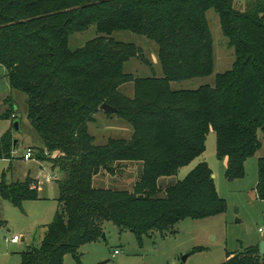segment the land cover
<instances>
[{"label": "trees", "instance_id": "1", "mask_svg": "<svg viewBox=\"0 0 264 264\" xmlns=\"http://www.w3.org/2000/svg\"><path fill=\"white\" fill-rule=\"evenodd\" d=\"M237 0H0V67L10 88L27 97V120L36 130L57 181V210L40 244L21 251L20 264H63L70 253L102 235L112 221L138 240L166 234L186 217L202 219L224 212L206 162L183 179L162 188L158 180L176 174L200 156L208 132L216 136V154L227 160L225 177L242 178L247 157L264 146V0L235 7ZM213 9L228 47L231 67L215 74L214 85L172 89V81L212 74L213 45L205 12ZM95 25L97 36L69 49L73 32ZM126 30L157 47L160 77L136 79L135 96L119 87L128 75L124 64L144 59L136 44L112 34ZM0 118L13 115L5 97ZM102 104L115 108L132 126L129 139L95 144L87 124ZM14 116V118H12ZM7 132L0 158L10 159L17 144ZM264 153V152H263ZM142 162L132 191L92 185L95 175L115 174L123 162ZM256 197L264 203V154L257 161ZM35 185V187H32ZM38 180L0 181V196L13 205L38 198ZM1 223V220H0ZM223 264H264L258 244L229 253Z\"/></svg>", "mask_w": 264, "mask_h": 264}, {"label": "rangeland", "instance_id": "2", "mask_svg": "<svg viewBox=\"0 0 264 264\" xmlns=\"http://www.w3.org/2000/svg\"><path fill=\"white\" fill-rule=\"evenodd\" d=\"M254 0H237L235 7H243ZM208 29L213 45L214 68L212 74L198 78L172 81V89H195L200 85H214L215 74L228 70L233 63V48L228 47L219 26V16L213 9L205 12ZM97 36L95 25H89L83 31L73 32L68 41L69 49L80 47ZM117 41L133 43L142 48L144 59L131 58L124 64L128 77L119 87V92L128 98L135 96V81L143 77L152 78L162 75L157 60V47L151 40L137 33L119 30L112 34ZM5 69L0 67V112L6 105L5 97L13 99V121L11 118H0V138L10 132V138L16 140L17 146L11 158H0V181L6 183L23 181L27 177L38 180V198L22 201L13 205L0 196V264H20L21 251L40 244L45 226L50 223L57 210V181L64 179L56 169H52L48 156L43 161L39 157L43 143L34 128L27 120V97L17 89H11L4 76ZM93 142L105 144L108 138L129 139L132 126L119 113L111 114L99 111L95 119L87 124ZM264 142V132L258 133ZM205 141V149L200 156L180 167L176 174L158 180L160 187L181 180L197 164L206 162L212 170V178L217 195L226 203L224 212L214 216L194 219L186 217L177 222L166 234L154 233L138 240L127 229L119 230L112 222H105L98 240L79 247V259L70 253L63 257V264H223L229 253L239 252L250 245L264 241V203L256 197L255 186L258 177L257 161L263 156L264 146L254 155L247 157L243 163L245 174L242 178L228 180L225 177L227 160L216 154V136L211 129ZM36 149L35 157L23 158L27 149ZM142 162H123L117 166L116 173L95 175L92 185L99 188H111L118 191H132L133 185L141 174ZM57 175V179L47 181L45 175ZM236 210V211H235ZM262 229V231H259ZM101 234V235H102ZM20 240L10 243L12 236ZM117 253H114L115 251ZM187 255L183 261L182 257Z\"/></svg>", "mask_w": 264, "mask_h": 264}, {"label": "built area", "instance_id": "3", "mask_svg": "<svg viewBox=\"0 0 264 264\" xmlns=\"http://www.w3.org/2000/svg\"><path fill=\"white\" fill-rule=\"evenodd\" d=\"M37 154L36 149H33L32 147H29L26 151V153L24 154L23 158L26 160H29V158H32L33 156L35 157V155ZM44 155H48V152L45 150L44 151ZM45 179L47 181L53 180V179H57V175H50V174H46L45 175ZM32 187H35V185H32ZM259 231H262V229H259ZM20 240V237L18 235H14L12 236V238L9 239L10 243L15 244L17 241ZM118 251L116 250L114 253H117Z\"/></svg>", "mask_w": 264, "mask_h": 264}, {"label": "water", "instance_id": "4", "mask_svg": "<svg viewBox=\"0 0 264 264\" xmlns=\"http://www.w3.org/2000/svg\"><path fill=\"white\" fill-rule=\"evenodd\" d=\"M100 109L101 110H109V111H112V112H116L117 110L115 109V108H113V107H111L110 105H108V104H102L101 106H100ZM13 126H14V128H17V126H18V123H17V121H13ZM18 129V128H17ZM16 142V140H13V143H15ZM236 211V210H235ZM102 236L104 237V235L102 234ZM258 246H259V252H260V254L261 255H264V241H261L259 244H258ZM187 258V255H185V256H183L182 257V260L184 261L185 259Z\"/></svg>", "mask_w": 264, "mask_h": 264}, {"label": "crops", "instance_id": "5", "mask_svg": "<svg viewBox=\"0 0 264 264\" xmlns=\"http://www.w3.org/2000/svg\"><path fill=\"white\" fill-rule=\"evenodd\" d=\"M33 179H35V178H33Z\"/></svg>", "mask_w": 264, "mask_h": 264}]
</instances>
